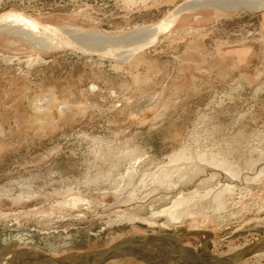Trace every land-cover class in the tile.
<instances>
[{"label": "rangeland", "instance_id": "rangeland-1", "mask_svg": "<svg viewBox=\"0 0 264 264\" xmlns=\"http://www.w3.org/2000/svg\"><path fill=\"white\" fill-rule=\"evenodd\" d=\"M185 1L0 0V16L33 20L51 45L0 29V255L20 250L23 264L155 234L200 260L264 264L246 249L264 239V10L199 7L129 60L66 30L122 35ZM130 172L145 179L120 207ZM164 208L167 227L149 216ZM102 264L153 263L126 252Z\"/></svg>", "mask_w": 264, "mask_h": 264}, {"label": "bare ground", "instance_id": "bare-ground-1", "mask_svg": "<svg viewBox=\"0 0 264 264\" xmlns=\"http://www.w3.org/2000/svg\"><path fill=\"white\" fill-rule=\"evenodd\" d=\"M206 6H214L221 11H223V10L224 11H231V10H237V9H243V10H247V11H261V10H264V0H187L183 3H181L180 5H178L176 8H174L167 16L162 18L160 21L153 23V24L136 27V28L130 30L129 32L127 31V33H125V34L117 35V36H111V35L102 33L100 31H87V32L78 34L75 32L76 30H74L72 28L66 29V30H67V32H69L73 36L78 37V39L75 37L77 40H79V38H80V40L88 48H93V49H102L103 48V50H104V49H107L109 47H117L118 49L116 50V53L118 54L119 58L121 57L122 60H129V58L134 56V54H136L141 49L155 43L158 40L160 34L167 33L171 29V27L174 25L177 18L181 14L192 12L194 9H197L199 7H206ZM0 29H2L4 31L8 30L11 33L16 32V33H18V35H24L25 37L27 36V38L30 37V38H32V40L37 39L39 37L41 39V40L40 39L39 40L42 42V43H39V45H41V44L42 45H48L47 47L51 46L50 43L47 44L48 42L46 43L44 41V39L46 40L47 37L38 30L36 23L33 20H31V19H29V18H27V17H25L19 13L8 12V13L1 15L0 16ZM36 42L38 43L37 40H36ZM42 47H44V46H42ZM184 148L181 150L182 153L184 152L183 151ZM179 155L182 156V154H179ZM199 158H200V156H199ZM139 159H141V157ZM182 159L183 158H181V160ZM177 161H178V159H177ZM179 163H180V161H179ZM183 163H185V161H183ZM182 166L184 167V165H182ZM191 166L193 168L196 167V169L198 171L201 169V168L200 169L197 168V167H199V165L198 166L191 165ZM186 167H188V166L186 165ZM190 168H189V171L192 169V168L191 169ZM184 170H185V168H183V171L181 170V172H183V173H181L179 170L178 174H177V171H175L176 172L175 176H179L180 173L184 174L188 171L187 168H186V172ZM194 170H195V168H194ZM188 173H190V172H188ZM190 175L191 174H188V176H190ZM126 178H128V183L124 187L126 192L123 196L118 198L116 202H114L115 205H119L120 207L124 206L125 204H127L132 199V197L135 194L134 189L141 186V184H143V182H144L143 178L145 179V176L141 177L139 179V181L136 182V176L134 175L133 172H130L129 174L126 175ZM151 178H152V182H153V179H154L153 176ZM168 178H169V176H168ZM184 178H187V177H184ZM157 179L158 178L156 176L155 182H158ZM185 181L186 180L184 179V182ZM152 182L150 181V183H152ZM155 182H153V183L155 184ZM162 182L163 181L159 182L161 185H159V183H157V184L159 186H162L163 188H165L166 186L162 185L165 182H163V183ZM171 186H172V184H171ZM128 188H131L132 190L127 191ZM211 190H213V189H211ZM193 194L195 195V193H193ZM197 196H200V194H198ZM163 198H165V197H163ZM188 200H190V199H188ZM192 201H193V198H192ZM186 202H187V198L182 197L181 199H178V204H180V206H181V204L184 206V208L182 209L183 211H184V209H186V206H185ZM198 202L200 203V200H198L197 203ZM188 203H192V202L188 201L187 204ZM220 204H221V202H220ZM189 205L190 204H188V206ZM195 205L197 206L196 201H195ZM195 205L193 204V206H195ZM200 206H201V203H200ZM189 207H187V208H189ZM191 208H189L190 215H191V212L194 210V208H192V211H190ZM218 208H219V206H218ZM168 209L169 208H164L160 211L153 210L149 215L150 220H152V222H154V220L158 219L159 221H161V223H162L161 225H163V226L165 225L166 227L168 225H171V224H169V221L171 222V220L168 221V219H172V218L167 219L166 218L167 216L165 217V215L169 214ZM187 210L188 209H186V211ZM186 213H188V212H186ZM182 214H183V212L181 213V215ZM184 215H185V213H184ZM187 215H189V214H187ZM117 221L118 222L145 221V223H146V221H149V219L146 217L139 216L137 214H128V215L122 214V215H117V219H115V222H117ZM193 234L200 236L201 239L203 240L204 246H207V244L209 243L210 233L196 230ZM174 238H175L174 235H155V234L144 235V236H130L127 238H122L119 240V242L111 245L109 248L104 250V252H106V254L104 255L103 261L110 258V257H115L116 255L118 256L119 254L126 253V252H129V254L135 255L138 258L145 260L148 263H153V264H155V263H157V264H169V263L170 264H229L230 262L235 260V257H234V259H232V257H231L232 255L226 256V257L224 256L223 259L214 258L213 256L211 257V255L208 254V250H206L207 253L204 252L207 255H201L202 259L200 260V254L202 253L201 251L199 254V253L195 252L193 249L188 248V247H181V248L178 247L177 248L173 245ZM255 242H256L255 244H253V245L251 244L250 248H249L250 244L249 245L247 244V248L246 247L245 248L250 249L252 251V253L264 252L263 251L264 250V239L260 240V241H255ZM244 246H246V245H244ZM22 250H24V249H22ZM19 253H20V250H9V251L7 250V251L1 253L0 264H19L17 262V254H19ZM21 253H22V251H21ZM33 253L35 255H32V256H29L27 253V255L24 256L22 258V260H20L21 261L20 263H23V264H62L63 259H65L67 257H68V259L72 258L71 260H74V259H78L79 257H81L80 255H84V253H74V254H70V255H67L65 257L59 258V259H52L46 255L41 254V253H35V252H33ZM115 253H117V254H115ZM235 253H237V252H235ZM248 253H249V251H248ZM241 254H245V251H244V253H241ZM247 256H248V254H247ZM237 257L239 258V256H237ZM97 259L100 260V261H98V264L102 263V259H100V258H97ZM83 264H92V262L86 261Z\"/></svg>", "mask_w": 264, "mask_h": 264}, {"label": "water", "instance_id": "water-1", "mask_svg": "<svg viewBox=\"0 0 264 264\" xmlns=\"http://www.w3.org/2000/svg\"><path fill=\"white\" fill-rule=\"evenodd\" d=\"M104 248L96 251V252H93V253H85L84 255H80L81 257H79L78 259H74V260H71V259H68L65 258L63 259V263L62 264H83L84 262L88 261V262H92V264H98V261H100L99 259L97 258H100L103 260L104 258V255L106 254V252H104ZM121 251V250H120ZM119 251V252H120ZM83 253V252H82ZM122 253V252H121ZM207 253V252H206ZM117 254V253H115ZM202 254V253H201ZM209 254V253H208ZM120 255V254H119ZM191 255V254H190ZM207 255V254H205ZM196 256V255H195ZM198 256V255H197ZM67 259V260H66ZM71 260V261H70ZM83 262V263H82ZM99 264H102V263H99Z\"/></svg>", "mask_w": 264, "mask_h": 264}, {"label": "crops", "instance_id": "crops-1", "mask_svg": "<svg viewBox=\"0 0 264 264\" xmlns=\"http://www.w3.org/2000/svg\"><path fill=\"white\" fill-rule=\"evenodd\" d=\"M263 18H264V16H263Z\"/></svg>", "mask_w": 264, "mask_h": 264}]
</instances>
